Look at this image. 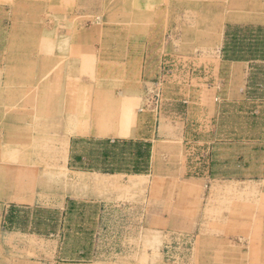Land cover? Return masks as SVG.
<instances>
[{
	"label": "rangeland",
	"instance_id": "rangeland-1",
	"mask_svg": "<svg viewBox=\"0 0 264 264\" xmlns=\"http://www.w3.org/2000/svg\"><path fill=\"white\" fill-rule=\"evenodd\" d=\"M171 1L193 8L196 23L172 42L176 55L157 60L144 56L142 42L96 30L98 11L80 1L0 0V264H264V0ZM226 10L251 17L226 19ZM115 61L149 70L141 105L93 97L111 81L102 65ZM137 116L138 137L116 134ZM162 116L182 126L181 152L161 142L154 151ZM150 160L181 162L185 179L200 184L199 196L186 195L188 212L201 213L200 231L140 232L134 205L73 197L83 175L125 171L155 183L148 215L177 212L179 185L164 174L176 169L150 168Z\"/></svg>",
	"mask_w": 264,
	"mask_h": 264
},
{
	"label": "crops",
	"instance_id": "crops-1",
	"mask_svg": "<svg viewBox=\"0 0 264 264\" xmlns=\"http://www.w3.org/2000/svg\"><path fill=\"white\" fill-rule=\"evenodd\" d=\"M79 1L82 4L81 7L86 8V11L90 14L97 16L95 11H98L100 21L97 22V24L100 25V28L96 26V30H105L109 35L114 32L113 36H109L108 39L127 42H142V52L144 53V56H154L157 60L163 56L176 55L177 52H175L176 49L172 42L180 39H186V35L191 31L189 26L196 23L193 8L179 7L177 3H174L171 0H161L159 2L157 0L156 2L151 4L149 3L144 7L140 5L138 8L130 6L126 7L127 4L124 6L115 5L111 7L109 6L110 0H75V3L78 4ZM136 13H138V15H135ZM222 16L226 19L228 16L235 18L251 17L249 15L243 16V14L239 13L229 15L227 14V10ZM261 17L263 18L264 16ZM203 19V23H210V16L207 18L208 20H205V17H203ZM218 23L228 24L238 23V21L224 20ZM244 23L260 24V22L248 20ZM180 25L184 26L182 27V30L180 29ZM187 26L189 29L186 28ZM118 53L121 52H115L117 55ZM123 55L124 53L122 52L121 56ZM120 63V61H115L113 63H104V65H102V73H104L106 78L111 81L101 82L102 88L100 86L99 89H97V91L92 95H94L93 97H96L95 95H97L99 98L106 99V101L113 100L112 102H115L120 99L119 103L141 105L144 96V89H147V87L151 84V77H147L149 70L146 66L143 67V65L132 71L127 70L128 65L126 63H123L124 65L122 69L120 68L122 66ZM159 65H161V63H159ZM243 67L242 63H238V69H242ZM131 73H134V75H131ZM241 82L242 80H238V99H240L243 92L242 87L239 85ZM135 120L137 123L133 128L131 126L126 128L125 126L122 130L118 129L116 134L120 135L121 132L124 135V139H134L138 137V116ZM92 134H95V132L87 133L88 136H92ZM152 138L153 140H151V142L155 144L154 151L157 150V142H161L162 144L168 143L169 145H177L178 150L180 152L182 151V126L169 117L167 118L162 116L159 118V127L152 135ZM164 156L166 155L164 154ZM73 160L74 165L77 166L80 158L76 157ZM154 163H157V160H154L153 162L150 160V168H160L165 170L169 168L176 169V171L171 172L170 170L164 174H173L168 175L170 176L169 179H172L175 184L179 185L180 194L179 198L176 199L178 200V205L175 203L176 206H173L175 209L177 208V212L173 210L166 213L160 212L155 215H148V212L146 211L148 187L152 188L151 186H155V183L150 182V180L147 179L148 177L145 175H130L125 171H118L113 174L95 173L93 174L94 176L92 174L83 175L82 179L79 180L81 183L76 187L75 195L73 197L84 203L92 202L105 205L122 203L123 205H134L136 209L138 208V221L140 223L138 231L140 232L148 231L162 233L200 231V228L198 227L200 226L201 213L198 212L197 214L195 209L192 210V212H188V205L186 203V195H188L190 190L195 192L194 195H200V184H197L196 181L185 179L184 174L186 167L184 164L182 166L181 162H178L177 165H171L170 162L166 160H161L159 162L160 164ZM106 168L99 170H108V168ZM94 177H98V179L100 178L106 181L109 179L116 180H109L112 184L101 186L94 182ZM157 179L160 178L155 176L154 181ZM91 181H93V183H91ZM90 186H92V188ZM80 187H82V189H80ZM151 216L153 217L152 219L150 218ZM148 221L152 223H149L148 225ZM92 264H114V262L101 261ZM122 264H125V262H122Z\"/></svg>",
	"mask_w": 264,
	"mask_h": 264
},
{
	"label": "bare ground",
	"instance_id": "bare-ground-1",
	"mask_svg": "<svg viewBox=\"0 0 264 264\" xmlns=\"http://www.w3.org/2000/svg\"><path fill=\"white\" fill-rule=\"evenodd\" d=\"M106 24H107V23H106ZM61 45H62V44H61ZM51 76H52V75H51ZM34 96H35V95H34ZM115 103H116V102H115ZM78 107H79V106H78ZM79 109H80V108H79ZM79 109H78V110H79ZM34 114H35V113H34ZM80 115H81V114H80ZM80 115H79V116H80ZM64 116H65V114H64ZM66 116H67V115H66ZM82 116H83V115H82ZM82 116H81V117H82ZM86 116H87V115H86ZM81 117H80V118H81ZM86 119H88V118H86ZM114 123H115V122H114ZM116 125H117V124H116ZM125 125H126V124H124V126H125ZM100 129H101V128H100ZM100 129L96 130L95 134H101V133H104V132H103L104 130H100ZM76 131H77V130H76ZM78 131H79V130H78ZM106 131H107V130H106ZM79 132H80V131H79ZM105 133H106V132H105ZM59 141H61V140H58V143H59ZM64 142H65V141H64ZM62 143H63V140H62ZM61 146H63V145L61 144ZM58 148H60V147H58ZM63 150H64V149H63ZM58 152H59V151H58ZM61 154H62V153H61ZM61 156H62V155H61ZM54 157H55V156H54ZM58 158H59V155H58ZM58 160H59V159H58ZM61 163H62V162H61ZM63 170H64V169H63ZM9 171H10V170H8V172H9ZM64 171H65V170H64ZM11 172H12V171H11ZM11 172H10V173H11ZM62 172H63V171H62ZM10 173H9V174H10ZM65 173H66V171H65ZM65 173H64V174H65ZM26 174H27V173H26ZM67 174H68V173H67ZM4 175H5V174H4ZM92 175H93V174H92ZM22 176H23V175H22ZM68 176H69V175H68ZM93 176H94V175H93ZM93 176H92V177H93ZM4 177H5V176H4ZM98 177H99V176H98ZM98 177H94V179H93L94 182H96V184L101 185V186H106V185H108V184H109V185L112 184L111 181H109V180L106 181V180H104V179H100V178L98 179ZM100 177H101V176H100ZM51 178H52V177H51ZM62 178H64V177H62ZM62 178H61V179H62ZM72 178H73V176H72ZM95 178H97V179H95ZM37 179H38V178H37ZM37 179H36V180H37ZM61 179H60V180H61ZM80 179H82V178H80ZM5 180H6V179H5ZM9 180H10V179H9ZM22 180H23V179H22ZM22 180H21V181H22ZM39 180H41V179L39 178ZM42 180H43V179H42ZM53 180H55V179L53 178ZM53 180H52V181H53ZM60 180H59L58 182H60ZM63 180H64V179H63ZM87 180H88V178H87ZM3 181H4V179H3ZM17 181H18V180H17ZM37 181H38V180H37ZM72 181H73V180H72ZM72 181H71V182H72ZM88 181H89V180H88ZM4 182H5V181H4ZM6 182H8V181H6ZM6 182H5V183H6ZM9 182H10V181H9ZM19 182H20V181H19ZM32 182H33V181H32ZM54 182H56V181H54ZM54 182H53V183H54ZM62 182L64 183V181H62ZM62 182H61V183H62ZM67 182H68V181H67ZM69 182H70V180H69ZM77 182H79V181H77ZM5 183H4V184H5ZM10 183H11V182H10ZM10 183H8V184H10ZM38 183H41V182L38 181ZM49 183H50V182H49ZM75 183H76V182H75ZM80 183H81V182H80ZM91 183H93V181H91ZM91 183H90V184H91ZM115 183H116V182H115ZM117 183H118V182H117ZM137 183H138V182H137ZM8 184H7V185H8ZM16 184H17V182H16ZM35 184H37V183H35ZM35 184H34V185H35ZM68 184H69V186H70V183H68ZM68 184H67V185H68ZM72 184H73V183H72ZM139 184H140V183H139ZM32 185H33V184H32ZM32 185H31V186H32ZM54 185H55V184H54ZM57 185H58V184H57ZM73 185H74V184H73ZM73 185H72V186H73ZM76 185H78V184L76 183L73 187H75ZM141 185H142V184H141ZM9 186H10V185H9ZM9 186H8V187H9ZM14 186H15V185H14ZM81 186H82V185H81ZM92 186H93V185H92ZM92 186H90V187L92 188ZM112 186H114V185H112ZM49 187H50V185H49ZM86 187H87V184H86ZM86 187H85V188H86ZM88 187H89V186H88ZM5 188H6V187H5ZM16 188H17V187H16ZM21 188H22V187H21ZM109 188H110V187H109ZM10 189H11V188H10ZM14 189H15V188H14ZM63 189H64V188H63ZM80 189H82V187H80ZM125 189H126V188H125ZM25 190L27 191L28 189H25ZM69 190H70V189H69ZM75 190H76V189H75ZM85 190H86V189H85ZM21 191H22V189H21ZM21 191H20V192H21ZM28 191L30 192V190H28ZM72 191H73V188H72ZM17 192H18V191H17ZM49 192H50V191H49ZM49 192H48V193H49ZM74 192H75V191H74ZM80 192H81V191H80ZM87 192H88V191H87ZM87 192H86V193H87ZM14 193H15V192H14ZM18 193H19V192H18ZM36 193H37V191H36ZM36 193H35V194H36ZM29 194H33V193H29ZM80 194H81V193H80ZM82 194H83V193H82ZM11 195H12V194H11ZM24 195H25V194H24ZM24 195H23V196H24ZM41 195H42V194H41ZM74 195H75V194H74ZM88 195H89V194H88ZM88 195H87V196H88ZM8 196H9V195H8ZM18 196H19V195H18ZM27 196H28V195H27ZM42 196H44V195H42ZM84 196H85V195H84ZM93 196H94V195H93ZM6 198H7V197H6ZM19 198H20V197H19ZM24 198H25V196H24ZM29 198H30V197H29ZM32 198H33V197H32ZM39 198H41V196H40ZM12 199H14V197H12ZM21 199H23V197H22ZM25 199L27 200L28 198H25ZM23 200H24V199H23ZM31 201H32V200H31ZM31 201H30V202H31ZM19 203H20V201H19ZM23 203H24V202H23ZM153 235H154V234H153ZM154 239H155V238H154ZM12 240H13V239H12ZM12 240L10 239V241H12ZM154 241H155V240H154ZM6 242H7V241H6Z\"/></svg>",
	"mask_w": 264,
	"mask_h": 264
},
{
	"label": "trees",
	"instance_id": "trees-1",
	"mask_svg": "<svg viewBox=\"0 0 264 264\" xmlns=\"http://www.w3.org/2000/svg\"><path fill=\"white\" fill-rule=\"evenodd\" d=\"M133 171H134V172H140L138 169H133ZM128 172H130V171H128ZM11 215H12V214H11V211H10V212L8 213L7 217H6L8 221H10V219L12 218Z\"/></svg>",
	"mask_w": 264,
	"mask_h": 264
},
{
	"label": "built area",
	"instance_id": "built-area-1",
	"mask_svg": "<svg viewBox=\"0 0 264 264\" xmlns=\"http://www.w3.org/2000/svg\"><path fill=\"white\" fill-rule=\"evenodd\" d=\"M158 102H159V101H158V95H157V96H155L154 104H155V105H158Z\"/></svg>",
	"mask_w": 264,
	"mask_h": 264
}]
</instances>
